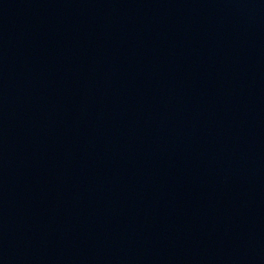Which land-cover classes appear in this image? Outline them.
Returning a JSON list of instances; mask_svg holds the SVG:
<instances>
[{
  "label": "water",
  "instance_id": "water-1",
  "mask_svg": "<svg viewBox=\"0 0 264 264\" xmlns=\"http://www.w3.org/2000/svg\"><path fill=\"white\" fill-rule=\"evenodd\" d=\"M0 264H264V0H0Z\"/></svg>",
  "mask_w": 264,
  "mask_h": 264
}]
</instances>
